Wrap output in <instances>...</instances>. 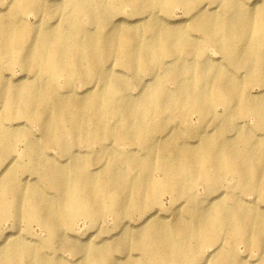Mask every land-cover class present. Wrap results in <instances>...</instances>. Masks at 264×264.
Returning <instances> with one entry per match:
<instances>
[{
	"label": "bare ground",
	"instance_id": "6f19581e",
	"mask_svg": "<svg viewBox=\"0 0 264 264\" xmlns=\"http://www.w3.org/2000/svg\"><path fill=\"white\" fill-rule=\"evenodd\" d=\"M263 201L264 0H0V264H264Z\"/></svg>",
	"mask_w": 264,
	"mask_h": 264
},
{
	"label": "rangeland",
	"instance_id": "374dc122",
	"mask_svg": "<svg viewBox=\"0 0 264 264\" xmlns=\"http://www.w3.org/2000/svg\"><path fill=\"white\" fill-rule=\"evenodd\" d=\"M247 1H252V0H247ZM211 8H215V6L211 5L210 6V9ZM129 11H130V9H129L128 6H126L124 9H122L123 15H126ZM174 11H175V13H174V16L175 17H181L182 16V10L180 8H176ZM124 17H125L126 20L127 19L144 20L145 17H146V14L144 13V14H141V15H138V16H134L132 18H129L127 16H124ZM189 62H191V61H189ZM108 63L109 62H107L106 64H108ZM113 69L116 70V71L119 70V69H122L123 70V67H121V66H119L117 64H114L113 65ZM124 71L127 72L126 69H124ZM19 73L20 72H18L17 69L15 70L14 73L11 72V71L5 72V74H14L13 77L18 76ZM120 75H124V74H120ZM141 78H146L147 79V78H149V76L147 75V73H142L141 74ZM246 78H247L248 81H251L252 80V77L251 76H247ZM134 82L135 81H133L132 83H134ZM166 84L170 88H174V86H175L173 80H171V79H168L167 82H166ZM136 88H137L136 84H133L131 86V88L129 89V93L134 94L136 92ZM259 90H260V88L258 86H252V91L254 93L259 92ZM78 92H81V88L78 89ZM215 111L218 112V113H221L222 112V108L218 107ZM241 119L242 118H238L237 121H240ZM189 120L192 123L193 122H196L197 121V117L195 115H192L189 118ZM245 124L248 125V126H252L253 125V119L252 118L245 119ZM32 132H35L36 133L37 132L36 131V128H33L32 129ZM77 148L84 149V145L81 142H78L77 143ZM21 149H22V146L19 145L17 147V150L18 151H21ZM194 190L197 191L199 194H203V186H202V184H198ZM172 199H173V196L171 194H169V193H166L165 195H163L161 197V199H160V208L165 209V208L170 207V205L172 203ZM262 205L264 206V201L262 202ZM161 214L163 215V213H161ZM104 218H106V220L103 223L102 228H105L106 229L105 231L109 232L110 234H117L118 231H119L118 228H116V224L117 223L116 224L113 223L112 218L110 217V215H105ZM135 219H136V216L134 218L130 219V223L133 224L135 222ZM77 220H78V223L77 224H78L79 228L82 230V231H80V234L79 235L81 237H83V240L84 241H86V240H90V241H93V240H96L97 241V240H99V231H97V230L99 228L100 223L99 224H96V226H94V227L86 230L87 228H89L87 226H89L91 224L89 222V220L87 218L83 217V216H80ZM8 225H10V224L8 223ZM9 230H10V227L8 229H5V231H9ZM33 231H36L37 233H40L42 236L44 235V232L41 233L40 232V229L37 226H33ZM89 234H91L92 236L88 237ZM257 253H258L257 251H251V252H249V255H251V256L256 255L257 256ZM63 254L66 256V258H71V256L68 253H63ZM114 255L115 256H118V257L120 256V254H118L117 252H114Z\"/></svg>",
	"mask_w": 264,
	"mask_h": 264
}]
</instances>
